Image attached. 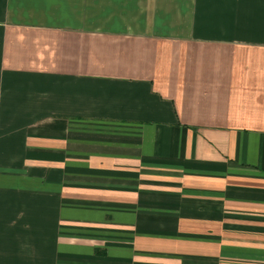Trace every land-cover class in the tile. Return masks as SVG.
Masks as SVG:
<instances>
[{"label": "crops", "instance_id": "obj_1", "mask_svg": "<svg viewBox=\"0 0 264 264\" xmlns=\"http://www.w3.org/2000/svg\"><path fill=\"white\" fill-rule=\"evenodd\" d=\"M0 264H264V0H0Z\"/></svg>", "mask_w": 264, "mask_h": 264}]
</instances>
